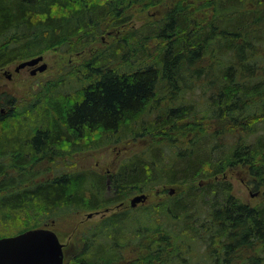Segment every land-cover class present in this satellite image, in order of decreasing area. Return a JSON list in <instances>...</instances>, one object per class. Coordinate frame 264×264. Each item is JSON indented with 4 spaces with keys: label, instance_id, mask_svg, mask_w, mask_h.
Masks as SVG:
<instances>
[{
    "label": "trees",
    "instance_id": "trees-1",
    "mask_svg": "<svg viewBox=\"0 0 264 264\" xmlns=\"http://www.w3.org/2000/svg\"><path fill=\"white\" fill-rule=\"evenodd\" d=\"M152 7L155 18L124 29ZM110 28L117 46L103 54L95 44ZM133 47L137 65L121 70ZM54 48L91 49L74 69L86 82L66 93L54 78L25 106L0 93V237L188 183L79 228L64 264H264V200L242 202L225 174L242 163L264 186V0H0V68ZM98 134V145L143 146L110 177L51 164Z\"/></svg>",
    "mask_w": 264,
    "mask_h": 264
},
{
    "label": "rangeland",
    "instance_id": "rangeland-1",
    "mask_svg": "<svg viewBox=\"0 0 264 264\" xmlns=\"http://www.w3.org/2000/svg\"><path fill=\"white\" fill-rule=\"evenodd\" d=\"M156 11H157L156 7H152L151 9L149 8L141 12L140 14L137 13L135 17L128 22V24L124 29H128L130 27H134V29H137L142 27L144 23L147 22L149 19L155 18L154 14L156 13ZM110 29L111 30H109L106 34L104 35L102 34V37H100L95 44V47L102 49L103 54L113 52L112 51L113 47L117 46L114 43L116 42L115 37L118 36L119 34V29L117 28H110ZM126 33L127 30L122 31L121 34L123 35ZM138 33L144 35L146 34V31L137 32L136 34ZM147 44H149L152 47L156 45V43L153 41H149L147 42ZM132 49H128L125 52V55L123 52H121V55L123 54L122 55L123 58L121 57V62L119 63L121 65V70H125L126 66L129 65H132V68H135V65H137V64L127 63L132 55H134L135 58V48L133 47ZM88 52L91 53L92 52L91 49L88 48V50L82 51V53H78V54L74 52L73 53L64 52L61 51L60 49H50L43 53L44 61L48 63V68L43 72H38L36 75H32L29 69H22L19 73H15L12 79H8L4 72L6 67L2 68L0 69V91L2 92L3 90H8L10 92H13V94L18 98V100H20L19 102L20 105H25V104L27 105L35 101V98L37 96L36 91H40L41 89L45 88L49 83L53 81L54 78H56L55 80H58L57 86L59 87L61 85L60 89L62 91L66 93L71 92L77 88V85H80L85 82V80L80 79L82 76L80 77L79 75L78 76L75 75L74 69L80 68L81 64H85V60L89 58ZM141 54H142L141 52L138 53L139 56ZM117 57L118 56H115L113 59H117ZM20 61L21 60H19L17 63L15 62L11 64L12 66L10 70L14 71L15 66H17ZM72 71L73 73L70 74ZM76 71L77 69L75 70V72ZM57 78H61V79H57ZM57 86H55L54 89L55 91H59ZM198 92L199 91L195 92L193 99H195V95ZM196 103H198L200 108H203V105L199 103V100ZM8 107L10 106L8 105L6 107V111ZM142 125L143 123L140 126ZM204 125L207 126V121H205ZM127 127L126 125L121 126L122 129ZM139 129L140 128L138 127L137 130ZM95 132L102 134L104 131L98 128ZM96 136L92 138V140L99 141L95 143L97 144V146L89 147L86 150L72 151L70 153H66V156H64L63 158V160L65 161L63 162H58L55 156L49 157L51 160L48 158L46 159V161L49 162L48 160H50L51 164L60 165L62 171H67L69 173L70 172L75 173L82 170L91 169L106 174V176L110 177L111 173L115 172L118 169L119 165L124 159H127L135 152L139 151L143 146V139L142 137H138V136L137 137L128 136V138L126 137L122 140L109 143V145L108 144L98 145L102 143L101 140L104 137V135H96ZM167 159L169 158L167 157V154H165L162 159V162L160 163L161 164L166 163L168 161ZM226 170H227L225 172L226 180L229 183V185L227 186L230 187L232 194L236 198H239L242 202L251 205H257L264 200V186L256 187L254 181H252V171L250 166H245L244 164L241 163L236 165L235 167H228ZM221 175L222 174H219L218 177L222 178ZM201 178H205L207 180L208 177L206 175L200 177L199 179ZM198 181L193 184L198 185ZM189 185L190 184L188 183L157 185L155 189L161 188L159 189L160 191L156 192L155 189H153L149 194L148 200L145 201L144 203L146 202L150 203L153 201L161 200L169 193L168 189H170V187H174L177 189V191H180L182 189L187 188ZM105 194L106 196H112V195L115 196L113 194V189H111V187ZM134 194L135 193L130 194L125 199L126 205L129 206V201ZM118 204L119 201L109 203L108 205H110V207L112 206L109 211H104V206L98 208L97 210H93L94 214L92 217H88V213L90 212V210L82 211L74 215V217H72L71 215V217L67 220L62 218L60 220L55 221L54 225H49V226L52 227L57 232V234L60 237V240L67 245L66 249L69 247V249L72 250L73 249L72 246L75 240L76 230H79V228H86V227L94 228L103 219V217L109 216L113 214L115 211H122L125 209L124 207L121 206L118 207ZM98 210L99 212L96 213V211Z\"/></svg>",
    "mask_w": 264,
    "mask_h": 264
},
{
    "label": "water",
    "instance_id": "water-1",
    "mask_svg": "<svg viewBox=\"0 0 264 264\" xmlns=\"http://www.w3.org/2000/svg\"><path fill=\"white\" fill-rule=\"evenodd\" d=\"M40 62L42 63L39 64ZM36 64L38 66L31 71V74L43 72L48 68L44 55L40 54L19 62L16 69L20 70ZM175 192L176 188L170 187L169 193ZM148 197L149 194L145 192L135 194L131 197L129 206L136 207L147 201ZM119 206L127 207L128 205L121 202ZM109 210L110 208L104 209V211ZM93 214L89 212L88 217H92ZM65 259V243L51 227H35L14 235L0 237V264H64Z\"/></svg>",
    "mask_w": 264,
    "mask_h": 264
},
{
    "label": "flooded vegetation",
    "instance_id": "flooded-vegetation-1",
    "mask_svg": "<svg viewBox=\"0 0 264 264\" xmlns=\"http://www.w3.org/2000/svg\"><path fill=\"white\" fill-rule=\"evenodd\" d=\"M17 63L18 62V60H15V61H13V62H11V63H8V64H5L4 66H2L0 69H2V68H5L6 67V69H5V75L7 76V78L8 79H12L13 77H14V74L15 73H19L22 69H29L30 70V72L36 67V66H38V64H36V65H34V66H27V67H24V68H21L20 70H17L16 69V66H15V70L13 71V70H10V68H11V64H13V63ZM43 62V61H42ZM42 62H40L39 64H41ZM19 64V63H18ZM39 72V71H38ZM37 72V73H38ZM36 73V74H37ZM36 74H32V75H36ZM4 91V90H3ZM7 92H10V91H8L7 90ZM1 109V111L2 112H7L6 111V107L5 106H2V108H0Z\"/></svg>",
    "mask_w": 264,
    "mask_h": 264
},
{
    "label": "bare ground",
    "instance_id": "bare-ground-1",
    "mask_svg": "<svg viewBox=\"0 0 264 264\" xmlns=\"http://www.w3.org/2000/svg\"><path fill=\"white\" fill-rule=\"evenodd\" d=\"M114 48V47H113ZM116 48V47H115ZM55 49V48H54ZM99 49V48H98ZM75 53V52H74ZM88 53H90V52H88ZM119 54V53H118ZM119 56V55H118ZM106 57V56H105ZM108 57V56H107ZM17 59V58H16ZM155 60V59H154ZM114 64H115V62H114ZM145 66V65H144ZM76 79V78H75ZM255 81H257V79L255 80ZM80 82V81H79ZM86 82V81H85ZM171 86V85H170ZM180 86V85H179ZM250 86V85H249ZM254 86H256V85H254ZM58 87V86H57ZM76 87V86H75ZM169 88H171V87H169ZM168 88V90H170ZM51 89V88H50ZM249 89V88H248ZM59 90V89H58ZM67 90V89H66ZM1 92V91H0ZM166 92V91H165ZM252 92V91H251ZM13 93V92H12ZM161 93V92H160ZM165 94V93H164ZM156 95V94H155ZM70 96V95H69ZM51 97V96H50ZM63 97V96H62ZM159 98V97H158ZM1 99V98H0ZM170 102V101H169ZM181 102V101H180ZM179 104V103H178ZM177 104V105H178ZM26 105V104H25ZM24 105V106H25ZM30 106V105H29ZM35 106V105H34ZM19 107V106H18ZM161 107H163V106H161ZM33 109V108H32ZM164 109V108H163ZM153 111V110H152ZM158 111V110H157ZM165 111H166V109H165ZM154 112V111H153ZM156 114V113H155ZM22 117V116H21ZM126 120V119H125ZM104 128V127H103ZM110 128V127H109ZM97 129V128H96ZM121 129V128H120ZM90 130V129H89ZM88 130V131H89ZM92 130V129H91ZM114 130V129H113ZM93 131V130H92ZM91 132V131H90ZM85 133V132H84ZM87 133V132H86ZM99 135V134H98ZM106 135V134H105ZM121 136V135H120ZM83 137V136H82ZM88 137V136H87ZM97 137V136H96ZM92 138V137H91ZM106 138V137H105ZM198 138V137H197ZM90 139V138H89ZM114 139V138H113ZM88 141V140H87ZM95 141V140H94ZM107 141V140H106ZM226 142V141H225ZM225 142H224V144H225ZM109 145V144H108ZM129 146V145H128ZM179 146V145H178ZM208 146V145H207ZM204 147V146H203ZM108 149V148H107ZM228 149V148H227ZM176 150V149H175ZM123 151V150H122ZM177 151V150H176ZM204 151V150H203ZM191 152V151H190ZM127 153V152H126ZM184 153V152H183ZM173 155V154H172ZM171 156V155H170ZM99 163V162H98ZM84 164H85V162H84ZM102 164V163H101ZM70 168V167H69ZM33 170V169H32ZM70 170V169H69ZM112 171V170H111ZM128 207V206H127Z\"/></svg>",
    "mask_w": 264,
    "mask_h": 264
}]
</instances>
